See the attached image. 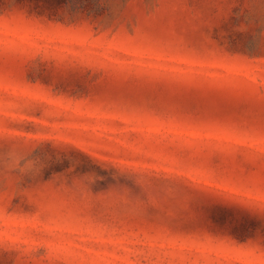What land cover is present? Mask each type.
<instances>
[{"label": "rangeland", "instance_id": "374dc122", "mask_svg": "<svg viewBox=\"0 0 264 264\" xmlns=\"http://www.w3.org/2000/svg\"><path fill=\"white\" fill-rule=\"evenodd\" d=\"M0 264H264V0H0Z\"/></svg>", "mask_w": 264, "mask_h": 264}]
</instances>
